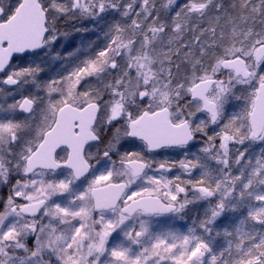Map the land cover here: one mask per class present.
Listing matches in <instances>:
<instances>
[{
  "label": "snow or ice",
  "instance_id": "1",
  "mask_svg": "<svg viewBox=\"0 0 264 264\" xmlns=\"http://www.w3.org/2000/svg\"><path fill=\"white\" fill-rule=\"evenodd\" d=\"M0 264H264V0H0Z\"/></svg>",
  "mask_w": 264,
  "mask_h": 264
}]
</instances>
